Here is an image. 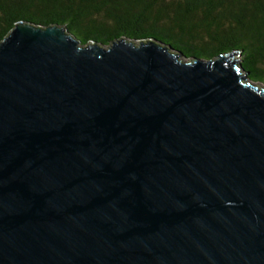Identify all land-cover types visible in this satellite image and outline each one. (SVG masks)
I'll use <instances>...</instances> for the list:
<instances>
[{
  "label": "water",
  "instance_id": "obj_1",
  "mask_svg": "<svg viewBox=\"0 0 264 264\" xmlns=\"http://www.w3.org/2000/svg\"><path fill=\"white\" fill-rule=\"evenodd\" d=\"M239 51L0 40V264H264V85Z\"/></svg>",
  "mask_w": 264,
  "mask_h": 264
},
{
  "label": "trees",
  "instance_id": "obj_2",
  "mask_svg": "<svg viewBox=\"0 0 264 264\" xmlns=\"http://www.w3.org/2000/svg\"><path fill=\"white\" fill-rule=\"evenodd\" d=\"M17 21L56 24L82 46L154 39L184 59L239 51L264 85V0H0V40Z\"/></svg>",
  "mask_w": 264,
  "mask_h": 264
},
{
  "label": "rangeland",
  "instance_id": "obj_3",
  "mask_svg": "<svg viewBox=\"0 0 264 264\" xmlns=\"http://www.w3.org/2000/svg\"><path fill=\"white\" fill-rule=\"evenodd\" d=\"M103 47H107V46H103ZM237 59H238V56H237ZM254 84H255L257 87H263V85H262L261 83L254 82Z\"/></svg>",
  "mask_w": 264,
  "mask_h": 264
}]
</instances>
